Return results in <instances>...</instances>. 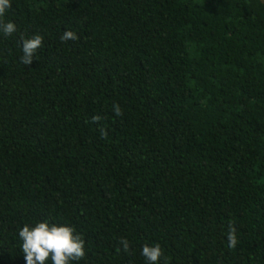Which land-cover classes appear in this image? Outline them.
<instances>
[{
  "label": "trees",
  "instance_id": "trees-1",
  "mask_svg": "<svg viewBox=\"0 0 264 264\" xmlns=\"http://www.w3.org/2000/svg\"><path fill=\"white\" fill-rule=\"evenodd\" d=\"M11 4L0 264H26L18 230L42 221L82 235L72 264H148L145 244L160 264H264V0Z\"/></svg>",
  "mask_w": 264,
  "mask_h": 264
},
{
  "label": "clouds",
  "instance_id": "clouds-1",
  "mask_svg": "<svg viewBox=\"0 0 264 264\" xmlns=\"http://www.w3.org/2000/svg\"><path fill=\"white\" fill-rule=\"evenodd\" d=\"M12 7L11 0H0V18L5 16L8 9ZM17 31L14 22H3L0 19V32L4 36H11ZM78 36L71 30H66L61 36V41L77 40ZM43 45V37L39 34L23 41V55L21 62L30 66L33 63L34 54ZM113 110L117 116L122 115V110L118 104L113 105ZM101 117H93V122H99ZM103 135H107L103 131ZM18 235L22 241V252L26 264H72L73 261L82 260L85 255V240L70 225H62L42 221L36 223L34 227L24 225L18 230ZM228 247L235 248L237 245L236 228L234 224H229L227 235ZM119 244L124 252L130 251V242L126 238H121ZM141 254L146 258L148 264H160L164 256L159 244L149 246L143 245ZM165 264L167 262L165 261Z\"/></svg>",
  "mask_w": 264,
  "mask_h": 264
}]
</instances>
